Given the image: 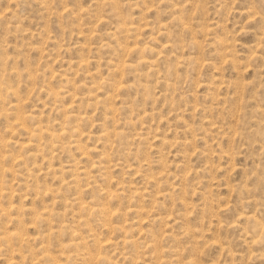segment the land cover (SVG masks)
I'll list each match as a JSON object with an SVG mask.
<instances>
[{
  "label": "rangeland",
  "instance_id": "1",
  "mask_svg": "<svg viewBox=\"0 0 264 264\" xmlns=\"http://www.w3.org/2000/svg\"><path fill=\"white\" fill-rule=\"evenodd\" d=\"M60 263L264 264V0H0V264Z\"/></svg>",
  "mask_w": 264,
  "mask_h": 264
},
{
  "label": "bare ground",
  "instance_id": "2",
  "mask_svg": "<svg viewBox=\"0 0 264 264\" xmlns=\"http://www.w3.org/2000/svg\"><path fill=\"white\" fill-rule=\"evenodd\" d=\"M167 44V43H166ZM131 49H134L133 47L131 48ZM141 50H142V48H140ZM140 50V51H141ZM132 51V50H131ZM139 51V50H138ZM142 54V53H141ZM192 60H193V58H191ZM144 60V59H143ZM146 61V60H145ZM144 62V61H143ZM188 62V61H187ZM128 63V62H127ZM142 63V62H141ZM130 65H131V63H129ZM129 64H127V65H129ZM123 65V64H122ZM122 65H120V66H122ZM126 65V64H125ZM125 65H123L124 67H125ZM118 68V67H117ZM123 69V68H122ZM120 83V82H119ZM121 85V84H120ZM126 86V85H125ZM121 87V86H120ZM117 88H118V86H117ZM120 89V88H119ZM18 110V109H17ZM22 114V113H21ZM16 120H18V118L16 119ZM24 121V120H23ZM19 123V122H18ZM20 126V125H19ZM61 131H63V130H61ZM60 131V132H61ZM60 134V133H59ZM59 134H57V135H59ZM53 135H55V134H53ZM175 144V143H174ZM184 178V177H183ZM261 225V224H260ZM255 240H253V242H254ZM61 264V263H60ZM63 264V263H62Z\"/></svg>",
  "mask_w": 264,
  "mask_h": 264
}]
</instances>
